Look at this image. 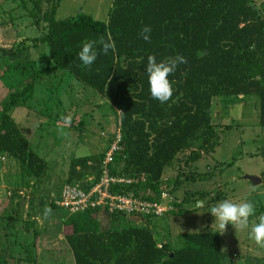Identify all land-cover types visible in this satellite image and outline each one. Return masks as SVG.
I'll list each match as a JSON object with an SVG mask.
<instances>
[{"label": "trees", "instance_id": "trees-1", "mask_svg": "<svg viewBox=\"0 0 264 264\" xmlns=\"http://www.w3.org/2000/svg\"><path fill=\"white\" fill-rule=\"evenodd\" d=\"M56 6L54 1L44 11L37 8L35 18L43 22L39 40L52 66L92 88L117 112L124 111L123 119L118 115L122 150L114 156L113 173L145 174V185L154 192L166 189L167 182H160L163 167L189 139L201 140L187 157L191 161L216 144L208 113L216 96H256L258 125L264 127V15L251 0H111L104 20L81 12L55 19ZM144 25L151 27L150 42L140 36ZM100 37L114 40L115 51L105 55L98 47L96 61L86 68L78 58L82 43ZM177 54L187 62L169 76L173 96L161 104L149 92L147 57L159 61ZM46 69L34 70L21 89L9 92L0 110V153L23 162L27 175L42 173L44 162L27 149L10 111ZM102 153L72 158L65 182L94 180ZM185 201L175 202L180 209L172 213H181ZM118 217L94 210L67 214L61 233L73 264H221L217 231L184 233L179 246L158 247L147 227L139 221L115 225ZM106 219L107 228H99Z\"/></svg>", "mask_w": 264, "mask_h": 264}, {"label": "rangeland", "instance_id": "rangeland-1", "mask_svg": "<svg viewBox=\"0 0 264 264\" xmlns=\"http://www.w3.org/2000/svg\"><path fill=\"white\" fill-rule=\"evenodd\" d=\"M54 1L55 19L81 12L104 20L111 4V0H0V110L9 92L21 89L34 70L47 66V71L37 75L33 89L10 111L27 149L43 160L45 172L27 175L23 162L0 153V264H73L61 233L66 211L52 202L66 180L70 160L101 155L118 123L117 110L104 97L52 66L47 46L39 40L45 33L43 22L35 18L37 8L44 11ZM251 1L264 15V0ZM27 62L34 67L26 66ZM208 113L218 135L213 148L188 160L201 143L198 137L189 139L188 146L176 153L161 174L160 182H167L174 201L186 199L181 213L119 216L115 225L139 221L152 232L156 246L175 248L184 233L217 231L212 224L215 218L207 210L224 199L241 202L247 197L256 209L250 220L258 222L264 216V127L258 125L256 96L213 97ZM64 117H70V123ZM246 175L259 177V181L252 184ZM201 203L204 207H199ZM47 208L51 213L45 215ZM36 221L42 222L41 230H49L45 239L33 227ZM107 226L108 220H101L99 228ZM57 235L62 238L59 242ZM40 237L42 247L50 245L45 249L54 250L59 258L35 254ZM219 248L221 264H264V248L247 231H235L230 224L219 233Z\"/></svg>", "mask_w": 264, "mask_h": 264}, {"label": "built area", "instance_id": "built-area-1", "mask_svg": "<svg viewBox=\"0 0 264 264\" xmlns=\"http://www.w3.org/2000/svg\"><path fill=\"white\" fill-rule=\"evenodd\" d=\"M121 137L117 123L99 160L97 177L87 176L83 184L64 181L52 202L56 208L66 214L94 210L138 218L160 217L180 209L167 189L154 192L145 185L147 175L113 173L114 156L122 150Z\"/></svg>", "mask_w": 264, "mask_h": 264}, {"label": "clouds", "instance_id": "clouds-1", "mask_svg": "<svg viewBox=\"0 0 264 264\" xmlns=\"http://www.w3.org/2000/svg\"><path fill=\"white\" fill-rule=\"evenodd\" d=\"M151 27L144 25L140 30L141 38L150 42ZM107 55L108 52L115 51V41L110 37L105 39L100 37L98 40H88L82 43L78 52V58L82 65L90 68L96 61L98 52ZM187 61L177 54L174 57H166L157 61L155 55H148L146 73L148 77L149 92L153 99L158 100L161 104H166L173 96V86L169 76L174 74L179 65L185 64ZM123 119L124 111L118 112ZM65 123H70V117H64ZM199 207H204L201 203ZM208 212L215 218L212 224L216 225L217 233L223 234L227 226L230 224L235 231H247L249 238L260 247L264 248V216H260L257 221H251L250 217L255 215V204L245 197L241 202H234L224 199L218 203L208 207ZM51 213V208L45 209V215Z\"/></svg>", "mask_w": 264, "mask_h": 264}, {"label": "crops", "instance_id": "crops-1", "mask_svg": "<svg viewBox=\"0 0 264 264\" xmlns=\"http://www.w3.org/2000/svg\"><path fill=\"white\" fill-rule=\"evenodd\" d=\"M44 172H45V170H44ZM162 172H163V170H162ZM56 208V207H55ZM41 221H36V223L33 225V227L35 228V230L37 231V233L39 232V234L41 235V237H42V239H45V237H46V235H47V233H49V230L48 229H45V230H41V229H43L44 228V226H42L41 225ZM38 226H37V225ZM40 231H41V233H40ZM43 231V232H42ZM45 235V236H44ZM41 237H40V240H39V243H38V245H39V247H37V250H36V252H35V254H37V256H40L41 254H43V255H47V256H51L52 258H54V256H56L57 258H59V255H55V252H54V250H46L45 248H49L50 247V245H46L45 246V248L44 247H42V245L40 244L42 241H41ZM56 239H57V242H59V241H61V237H60V235H57L56 236ZM46 243V242H45ZM55 244V243H54ZM53 243H52V245H54ZM17 247H18V245H17ZM44 248V249H43ZM57 253H58V250H57ZM55 259V258H54Z\"/></svg>", "mask_w": 264, "mask_h": 264}, {"label": "water", "instance_id": "water-1", "mask_svg": "<svg viewBox=\"0 0 264 264\" xmlns=\"http://www.w3.org/2000/svg\"><path fill=\"white\" fill-rule=\"evenodd\" d=\"M245 178L249 179L252 184H256L259 181V177L246 175Z\"/></svg>", "mask_w": 264, "mask_h": 264}]
</instances>
